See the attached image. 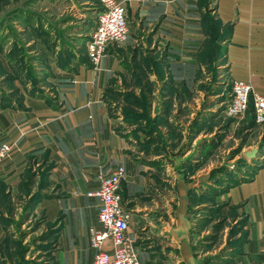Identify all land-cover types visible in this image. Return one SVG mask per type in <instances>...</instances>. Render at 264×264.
<instances>
[{"label":"rangeland","instance_id":"rangeland-1","mask_svg":"<svg viewBox=\"0 0 264 264\" xmlns=\"http://www.w3.org/2000/svg\"><path fill=\"white\" fill-rule=\"evenodd\" d=\"M99 9L98 0H0V111L22 113L26 100L36 99L58 113L79 68L99 73L97 89L89 79L92 101L126 162L117 161L124 169L118 187L145 264H251L254 228L241 184L262 167L264 121L254 123L250 100L242 114H225L230 80L222 47L205 46L212 57L182 83L152 36L159 19L142 22L134 14L126 39L104 52L114 66H100L104 54L93 65L84 43ZM208 27L211 33L215 24ZM35 126L43 127L9 135L0 160L23 149L17 178L0 179V264H68L77 257L82 248L68 226L87 221L80 203L85 211L97 203L82 193L111 169L96 151L52 155L51 139L46 146ZM251 148L254 156L244 157Z\"/></svg>","mask_w":264,"mask_h":264},{"label":"crops","instance_id":"crops-1","mask_svg":"<svg viewBox=\"0 0 264 264\" xmlns=\"http://www.w3.org/2000/svg\"><path fill=\"white\" fill-rule=\"evenodd\" d=\"M118 1L124 3L126 7L125 16L130 27L129 23L134 14L142 22L159 19L152 36L163 44L164 64L172 78L181 80L182 83L191 82L203 61L213 55L208 51L204 53L205 46L215 45L216 50L221 46L222 65L225 66L229 80L245 81L251 86L253 93L264 97V0H116ZM210 23L215 24L211 33L208 29ZM100 66L111 68L114 61L104 53ZM90 77L91 80L94 79L97 89L101 80L99 73L78 69L73 83L70 82L72 85L66 88L63 94V109L58 113L36 99L26 100L29 108L22 113L2 109L0 143L6 142L9 135L13 139L17 138L21 132H25L27 125L34 126L38 123L43 125L41 128L35 126L39 132L38 138L46 146H50L52 155L57 153L71 159L87 155L84 153L85 150L88 154L96 151L102 167L106 165L111 167L105 174L120 165L117 161L125 164L126 162L118 155V142L111 130L112 125L104 112L92 101L95 91L90 87ZM85 96H90L91 100H86L88 97ZM22 138L19 139L22 141ZM49 139L51 140L47 145L45 142ZM21 141L19 149L24 146ZM22 150L10 155L0 164V179L12 181L17 178L23 158ZM246 185L241 184L245 187L241 188L248 199L255 241L250 257L251 264H264V161L261 169ZM89 190L91 188L85 190L82 195L93 198L86 196L85 193ZM119 194L121 197L120 189ZM121 202L127 209L126 201L121 198ZM80 206L86 214L87 221L76 219L68 228L76 235L82 252L77 257L73 256L68 264H90L93 254L88 244L87 227L96 224L97 205L91 211H85L82 203ZM130 216L131 212L128 232L132 237ZM2 237L0 227V240ZM134 247L138 264H145L136 244Z\"/></svg>","mask_w":264,"mask_h":264},{"label":"built area","instance_id":"built-area-1","mask_svg":"<svg viewBox=\"0 0 264 264\" xmlns=\"http://www.w3.org/2000/svg\"><path fill=\"white\" fill-rule=\"evenodd\" d=\"M93 24L84 43L87 60L96 65L105 50L122 43L128 35L125 9L115 0H98ZM251 103L254 123L264 121V97L252 92L245 81L232 79L225 114L235 117L242 114ZM9 152L6 142L0 143V160ZM124 169L117 166L98 178L97 186L86 196L96 199V224L87 227L89 247L93 250L90 264H138L133 238L128 232L129 211L123 206L119 182Z\"/></svg>","mask_w":264,"mask_h":264},{"label":"water","instance_id":"water-1","mask_svg":"<svg viewBox=\"0 0 264 264\" xmlns=\"http://www.w3.org/2000/svg\"><path fill=\"white\" fill-rule=\"evenodd\" d=\"M255 152H256V149H255V148H251L250 150L245 151V152L243 153V155H244V157L250 159V158H252V157L254 156Z\"/></svg>","mask_w":264,"mask_h":264},{"label":"trees","instance_id":"trees-1","mask_svg":"<svg viewBox=\"0 0 264 264\" xmlns=\"http://www.w3.org/2000/svg\"><path fill=\"white\" fill-rule=\"evenodd\" d=\"M250 110L252 111V106H251V103H250Z\"/></svg>","mask_w":264,"mask_h":264}]
</instances>
